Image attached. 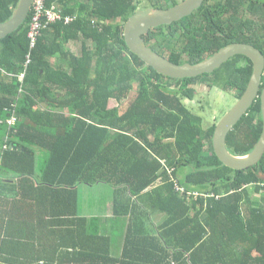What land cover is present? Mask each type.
Segmentation results:
<instances>
[{
	"label": "trees",
	"instance_id": "trees-1",
	"mask_svg": "<svg viewBox=\"0 0 264 264\" xmlns=\"http://www.w3.org/2000/svg\"><path fill=\"white\" fill-rule=\"evenodd\" d=\"M179 1L48 0L73 20L50 22L30 48V11L0 39V264H159L151 250L168 252L165 264H264V154L245 170L223 165L212 145L218 120L203 127L184 103L212 75L240 97L252 61L235 55L212 73L171 78L125 43L136 10ZM18 2L0 0V22ZM143 38L177 64L235 42L264 54V0H205ZM71 40L79 53L67 49ZM55 55L62 63L50 62ZM261 131L258 96L228 132V150L250 152ZM81 186L100 193L87 216ZM146 207L165 215L163 241L126 233L114 255L120 221L145 217Z\"/></svg>",
	"mask_w": 264,
	"mask_h": 264
},
{
	"label": "water",
	"instance_id": "water-1",
	"mask_svg": "<svg viewBox=\"0 0 264 264\" xmlns=\"http://www.w3.org/2000/svg\"><path fill=\"white\" fill-rule=\"evenodd\" d=\"M204 0H183L169 8L138 9L124 24L123 35L129 50L158 73L171 78L194 77L212 73L235 55L248 57L253 64L252 74L243 94L215 126L212 145L219 161L234 170H245L257 165L264 154V86L259 92L264 72V54L251 44H227L197 63H174L146 45L143 35L151 28L171 24L196 10ZM33 0H19L12 16L0 22V39L17 30L27 19ZM260 97L262 131L252 150L244 155L232 154L226 146V136L233 126L247 113L252 103ZM14 148H17L14 144ZM264 180V176H260Z\"/></svg>",
	"mask_w": 264,
	"mask_h": 264
},
{
	"label": "crops",
	"instance_id": "crops-1",
	"mask_svg": "<svg viewBox=\"0 0 264 264\" xmlns=\"http://www.w3.org/2000/svg\"><path fill=\"white\" fill-rule=\"evenodd\" d=\"M80 42L79 40H71L67 44V49H69L71 52L77 54L79 53L80 49ZM59 61V63H62L59 59L58 56L55 55L50 58V62L55 64ZM67 112V111H66ZM259 198V197H258ZM83 202V201H82ZM111 213V203L110 202H103L102 205L100 206V216L102 217V220L104 222L105 218L108 217ZM84 215H89L91 214L90 212H84ZM143 218H135V219H128V220H121L120 221V235H121V240L119 241V244L113 247V253L114 255L119 256L122 253L123 249V244L125 240V235L128 233L129 236H141L147 239L150 244H156L157 242L163 241L161 239V232H162V227L164 226L166 222V218L164 217L165 215L160 212V211H151L149 210L148 207H146L145 213H144ZM110 222V221H109ZM114 223V221H112ZM131 225V228L127 230V225ZM126 229V231L124 230ZM150 249V248H147ZM144 254H147L144 252ZM151 258L156 259V261L159 264H165L169 260V254L168 252H165L163 254H160L158 252L152 251L147 254Z\"/></svg>",
	"mask_w": 264,
	"mask_h": 264
},
{
	"label": "flooded vegetation",
	"instance_id": "flooded-vegetation-1",
	"mask_svg": "<svg viewBox=\"0 0 264 264\" xmlns=\"http://www.w3.org/2000/svg\"><path fill=\"white\" fill-rule=\"evenodd\" d=\"M181 1H183V0H180L179 2H181ZM205 1V0H204ZM203 1V2H204ZM178 2V3H179ZM202 2V3H203ZM202 5V4H201ZM174 6V5H173ZM153 8V7H152ZM164 8H169V7H164ZM199 8V7H198ZM197 8V9H198ZM196 9V10H197ZM196 10H194L193 12L195 13L196 12ZM192 12V13H193ZM192 13H190L189 15H191ZM225 15H227V14H225ZM150 47V46H149ZM151 48V47H150ZM152 49V48H151ZM153 50V49H152ZM155 52H157L156 50H154ZM159 55H161V56H163V57H165L166 59H168L167 58V55L166 54H160L159 52H157ZM207 57H209V56H207ZM203 59H205V58H203ZM202 59V60H203ZM169 60V59H168ZM201 61V60H200ZM199 62V61H198ZM182 63H191L189 60H187V61H184V62H182ZM181 63V64H182ZM197 63V62H196ZM191 64H193V63H191ZM222 66V65H221ZM209 79H211L210 80V82H211V85L206 81V82H203V83H200L199 81V85H198V82H197V87H196V91H195V93H194V95H193V98H191V99H189V98H184V103L186 104V106H187V108L190 110V111H192L193 113H195L194 112V108L196 107V108H199L202 112H204L205 111V108H206V106H203L202 105V102H201V100H200V98L198 97V96H200V95H202V96H204V97H211L212 98V100H213V102H215L216 104H218L219 106L221 105L222 107L220 108V110L218 111V113H220L221 115H224L225 113H227L231 108H232V106L230 107V103H231V97H236V101L239 99V97H237V95H238V92L235 90V89H233V87H225L223 84H222V81L221 80H218V79H214L215 78V75H212V76H209L208 77ZM201 88H203L204 90H206V91H204V90H201L200 91V89ZM234 90V91H233ZM234 93V94H233ZM196 97H197V99H196ZM207 97H206V99H207ZM206 105H207V103H206ZM229 108V109H228ZM225 109H228L225 113H224V111L223 110H225ZM224 113V114H223ZM218 122V121H217ZM217 124V123H216ZM227 146V145H226Z\"/></svg>",
	"mask_w": 264,
	"mask_h": 264
},
{
	"label": "built area",
	"instance_id": "built-area-1",
	"mask_svg": "<svg viewBox=\"0 0 264 264\" xmlns=\"http://www.w3.org/2000/svg\"><path fill=\"white\" fill-rule=\"evenodd\" d=\"M48 0H33L31 5V16L28 22V38L30 40V48H33L36 44V41L41 33V30L45 28L50 22H55L57 20L63 19L64 22L68 23L73 20L71 16H62L60 7L51 5L50 7L46 6V2ZM55 1V0H53ZM30 54L26 55V63L27 66L30 62ZM24 73L20 74V78L22 79ZM13 118L9 119V122L12 121ZM175 187L178 190H184L183 186L180 185L177 181H175Z\"/></svg>",
	"mask_w": 264,
	"mask_h": 264
},
{
	"label": "rangeland",
	"instance_id": "rangeland-1",
	"mask_svg": "<svg viewBox=\"0 0 264 264\" xmlns=\"http://www.w3.org/2000/svg\"><path fill=\"white\" fill-rule=\"evenodd\" d=\"M204 90L203 88L200 89ZM207 90V89H206ZM204 90V91H206ZM208 91V90H207ZM234 91V90H233ZM234 94V93H233ZM202 102L203 106H206L205 111L202 112L199 108H194V112L195 114L201 116V118L203 119V127H210L211 124H213L216 120H220L222 118L223 115H221L220 113H218V111L220 110V108L222 107L221 105L219 106L218 104H216L215 102H213L212 98L210 97H204L202 95L198 96ZM197 99V97H196ZM198 100V99H197ZM236 102V97H231V103H230V107L233 106ZM207 103V105H206ZM116 103L114 101L110 102V106H114ZM229 109V108H228ZM225 109L223 110L224 113L228 110ZM223 113V114H224ZM218 123V122H217ZM80 191L82 192V196L80 197V207H81V212H89V206L95 205L92 204V202L94 200H97V196L100 195L99 193V189L97 187H89L88 188L85 186H81L80 187ZM83 201V202H82Z\"/></svg>",
	"mask_w": 264,
	"mask_h": 264
}]
</instances>
